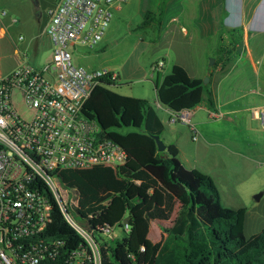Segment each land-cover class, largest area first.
<instances>
[{
	"label": "built area",
	"instance_id": "1",
	"mask_svg": "<svg viewBox=\"0 0 264 264\" xmlns=\"http://www.w3.org/2000/svg\"><path fill=\"white\" fill-rule=\"evenodd\" d=\"M126 2L53 0L46 10L51 63L42 72L22 64L0 77V264H102L103 250L118 237L116 228L94 233L88 221L74 220L78 193L65 188L57 174L98 166L116 171L126 161L125 151L82 114L94 88L103 82L113 85L118 75L74 65L71 53L95 50L111 23L112 10ZM164 65V60L153 64L152 74L162 72ZM14 92L28 118L14 106ZM191 116L192 109L173 112L170 122L190 126ZM258 119L264 125V114L258 113ZM191 135L195 141L193 128ZM54 208L81 239L76 247L50 234ZM130 230L125 220L121 231Z\"/></svg>",
	"mask_w": 264,
	"mask_h": 264
},
{
	"label": "trees",
	"instance_id": "2",
	"mask_svg": "<svg viewBox=\"0 0 264 264\" xmlns=\"http://www.w3.org/2000/svg\"><path fill=\"white\" fill-rule=\"evenodd\" d=\"M144 18L149 22L150 12ZM111 85L96 86L82 114L125 151V163L116 171L98 166L57 174L65 188L77 191L76 214L91 231L122 229L125 220L130 225L103 250L102 264H264V229L246 238V208L223 207L211 179L186 169L175 145L159 152L154 136L161 137L164 125L156 112L145 100L110 91ZM205 96L212 108L207 86L178 64L156 86L159 104L172 112L193 109ZM52 219V236L70 248L81 242L57 208ZM152 223L163 232L156 243L149 240Z\"/></svg>",
	"mask_w": 264,
	"mask_h": 264
},
{
	"label": "rangeland",
	"instance_id": "3",
	"mask_svg": "<svg viewBox=\"0 0 264 264\" xmlns=\"http://www.w3.org/2000/svg\"><path fill=\"white\" fill-rule=\"evenodd\" d=\"M225 1L127 0L120 6V11L112 10L111 23L95 50L87 51L79 48L71 51L73 64L88 70L105 68L118 72L121 78L108 87L110 91L150 103L149 100L156 96V83L150 78L151 63L156 57V53L160 51L162 54L163 51L160 49L163 48L160 47H163L166 41H171L173 48L170 49L174 50L173 53L177 52L182 60L183 43L188 41L189 44V40L185 41L179 37L171 39V34L168 32L164 34L161 41L154 42L153 36L158 33L147 28L143 15L150 12L152 22L156 25L152 28L159 31L160 25L166 26V22L170 19L174 18L175 21H178L181 17L183 18L182 11L186 10L185 15L188 14L190 18H193L201 31L200 44L195 43L194 48L199 49L197 51L201 49L205 56L207 71L214 72L218 79L235 69L242 70L244 73L251 69L248 50H245L244 32L247 27L242 22L244 10L238 7L237 10L230 11L227 3L224 6ZM243 1L245 0H239L240 7L243 5ZM51 2L53 0H0V27L5 29V33L0 36L2 75L10 73L19 61L29 63L34 69L42 72L38 67V62L44 64L49 61L51 52L42 49L45 44V36L42 35L40 38L39 34L46 24L45 12ZM247 6H252V0H248ZM256 27L252 28L248 25L247 29L252 31ZM165 29L166 27L163 28V31ZM249 47L252 50V67L257 69L260 83L258 89L257 87L254 89L261 91V95L264 96V48L253 36L249 39ZM36 49L39 54L35 55ZM170 70L171 67L167 69V74ZM42 75L47 78L46 73H42ZM205 78L209 80L205 76L202 82ZM254 97L259 98L258 96ZM13 100L18 112L28 118L29 114L23 107L17 92L13 94ZM258 112L264 114V110ZM160 139L163 142L162 137ZM258 161L256 165L259 166L262 160ZM222 196L220 203L225 208L237 210L239 209L237 207L245 205V203L241 204L242 202H239L237 198L225 196L224 192H222ZM72 216L76 222H82L77 214L73 213ZM156 226L155 223H152L151 231H154ZM114 234L116 236L124 235L120 228L114 229ZM161 235L162 233L158 232L152 233L149 239L152 243H156L160 240Z\"/></svg>",
	"mask_w": 264,
	"mask_h": 264
},
{
	"label": "crops",
	"instance_id": "4",
	"mask_svg": "<svg viewBox=\"0 0 264 264\" xmlns=\"http://www.w3.org/2000/svg\"><path fill=\"white\" fill-rule=\"evenodd\" d=\"M238 2L239 0H226L224 6L227 3L230 11L237 10L238 7L242 8L244 10L242 22L245 26L247 28L248 25L252 28L257 26L252 31L245 27L244 32L245 50H248L251 69L244 73L242 70L235 69L220 79L214 72L207 71L205 56L201 49L197 51L199 49L194 48L195 43L200 44L199 36L202 35L194 19L190 18L188 14L185 15L186 10L182 11L183 18L181 17L178 21H175L174 18L170 19L166 22V26L160 25L159 31L152 28L156 26L152 22L153 19L147 22L144 18L145 14L143 19L146 21L147 28L149 27L150 30L158 33V35L153 36L154 42L156 40L161 41L164 34L168 32L171 34V39L179 37L185 41L189 40V44L188 41L183 43L182 60H180V55L177 52L173 53L174 50L170 49L173 48L171 41H166L164 46L160 47L163 48L160 49L163 51L162 54L160 51L156 53L151 65L160 60H164L165 65L162 72L154 74L151 72L150 74V78L156 83L155 95L156 86L161 84L164 76L167 75V69L178 64L196 79L202 80L205 76L209 78L205 86H207L213 102V107L209 108L207 96H205L203 102L192 109L190 126H186L178 122L171 123L170 118L173 112L159 104L156 96L149 100L150 107L164 125L162 140L164 144H172L178 148L179 159L186 169L198 170L211 179L219 192L220 202H222V192H224L225 196L237 198L239 202H242L241 204L245 203V205L237 208L247 209L243 231L244 236L250 238L264 229V125L258 119V111L264 110V96L261 95V91L254 89L255 87L258 89L260 83L258 71L252 67V50L249 47V39L253 36L264 48V0H255L254 2L252 0L251 7L247 6L248 0L243 1L241 7L239 6L241 2L239 4ZM52 5L53 2L49 7ZM120 6L115 7L114 10L120 11ZM227 17H229L228 14ZM47 25L48 19H46V24L39 37L45 36V44L42 49L49 50L51 57L44 64L38 62V67L41 70L51 63L53 53L46 33ZM164 27L166 29L163 31ZM4 33L5 29L0 27V36ZM34 53L35 55L39 54L38 49ZM22 64L26 63L19 61L14 69ZM27 64L29 65V63ZM110 71L118 75V80L121 78L118 72ZM3 76L5 75H2L0 67V77ZM212 113H220L222 117L215 119L211 116ZM191 128L196 131L197 139L195 141L191 139ZM258 160H262L259 166L256 165ZM151 232L163 234L158 225L154 231L150 229L149 236L152 235Z\"/></svg>",
	"mask_w": 264,
	"mask_h": 264
},
{
	"label": "water",
	"instance_id": "5",
	"mask_svg": "<svg viewBox=\"0 0 264 264\" xmlns=\"http://www.w3.org/2000/svg\"><path fill=\"white\" fill-rule=\"evenodd\" d=\"M208 83V79L205 78V80L203 81V84H207ZM154 140L156 142L157 145V149L159 152H164L166 150L165 144H163V142L161 141L159 136H154Z\"/></svg>",
	"mask_w": 264,
	"mask_h": 264
}]
</instances>
